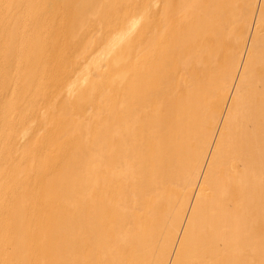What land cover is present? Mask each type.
I'll use <instances>...</instances> for the list:
<instances>
[{
  "label": "bare ground",
  "instance_id": "obj_1",
  "mask_svg": "<svg viewBox=\"0 0 264 264\" xmlns=\"http://www.w3.org/2000/svg\"><path fill=\"white\" fill-rule=\"evenodd\" d=\"M0 264H264V0H0Z\"/></svg>",
  "mask_w": 264,
  "mask_h": 264
}]
</instances>
